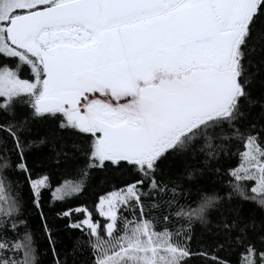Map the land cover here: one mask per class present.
<instances>
[{
	"label": "snow or ice",
	"instance_id": "snow-or-ice-1",
	"mask_svg": "<svg viewBox=\"0 0 264 264\" xmlns=\"http://www.w3.org/2000/svg\"><path fill=\"white\" fill-rule=\"evenodd\" d=\"M197 262L264 264V0H0V264Z\"/></svg>",
	"mask_w": 264,
	"mask_h": 264
},
{
	"label": "trees",
	"instance_id": "trees-1",
	"mask_svg": "<svg viewBox=\"0 0 264 264\" xmlns=\"http://www.w3.org/2000/svg\"><path fill=\"white\" fill-rule=\"evenodd\" d=\"M22 78L31 79L30 70L25 68V72L22 75ZM29 106L28 105H17V115H23L28 112ZM45 132V127L42 124H37L34 128V136L39 137L43 135ZM48 155L47 148L35 149L33 151L32 159L33 160H43L45 156ZM238 162V158L234 157L230 160L231 164H236ZM189 164H195L196 161H188ZM179 167L183 166V161H177ZM42 171H46L47 174L51 178L52 188L54 189L58 184H60L64 179H75V174L70 173L66 170L63 165L57 166L54 160H43V166L36 167L34 169L35 173H40ZM129 179L127 175L125 176H118L114 175L113 173H105L100 170L93 171L91 174V178L88 182V185L84 192L76 197L71 198L65 203L55 201L51 196V190L45 189L43 190V200L42 203L44 205L45 212H49L50 210H55L59 207H76L80 204H86L90 209L98 202V198L102 195H105L107 192L112 191L114 187L121 186L123 180ZM23 193L25 197L29 194L28 185H24ZM33 213L35 212L34 209L31 210ZM99 218V217H98ZM103 222V221H102ZM63 221H57V226L62 229V239L65 243H71L68 240V233L65 232L62 228ZM32 227L38 228V223L36 222L35 218L32 221ZM198 241H193V247L197 246ZM235 261L236 256L232 257ZM198 264V262H197Z\"/></svg>",
	"mask_w": 264,
	"mask_h": 264
}]
</instances>
